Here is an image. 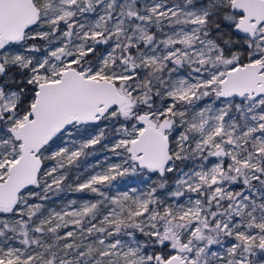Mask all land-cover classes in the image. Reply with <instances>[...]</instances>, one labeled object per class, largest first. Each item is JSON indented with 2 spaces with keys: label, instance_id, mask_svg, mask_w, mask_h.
<instances>
[{
  "label": "snow or ice",
  "instance_id": "6c2138e0",
  "mask_svg": "<svg viewBox=\"0 0 264 264\" xmlns=\"http://www.w3.org/2000/svg\"><path fill=\"white\" fill-rule=\"evenodd\" d=\"M0 264H264V0H0Z\"/></svg>",
  "mask_w": 264,
  "mask_h": 264
}]
</instances>
